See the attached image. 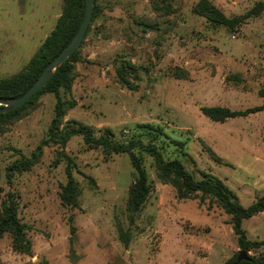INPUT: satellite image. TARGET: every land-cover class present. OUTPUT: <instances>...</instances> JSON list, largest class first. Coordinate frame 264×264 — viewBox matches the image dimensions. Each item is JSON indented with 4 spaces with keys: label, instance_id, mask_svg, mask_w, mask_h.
Wrapping results in <instances>:
<instances>
[{
    "label": "rangeland",
    "instance_id": "obj_1",
    "mask_svg": "<svg viewBox=\"0 0 264 264\" xmlns=\"http://www.w3.org/2000/svg\"><path fill=\"white\" fill-rule=\"evenodd\" d=\"M199 1L97 0L98 13L79 48L71 86L59 90L60 99L74 105L64 111L58 132L78 123L95 136L108 129L124 141L138 125L158 126L166 134V159L180 161L195 180L203 174L220 179L248 207L264 196V109L223 123L200 109L238 111L264 104L258 95L264 11L236 30L214 29L193 11ZM208 1L229 18L264 2ZM62 5V0H0V80L27 65L54 29ZM124 61L137 68L136 91L116 78ZM177 70L187 77L177 79L172 75ZM56 102L53 93L41 94L22 117L0 130V204L7 194L17 196L18 217L31 241V253L21 254L4 236L0 264H224L240 252L230 216L209 198L203 204L197 195L178 199L172 186L158 181L145 154L153 190L130 226L126 207L135 173L126 154L106 156L81 136L71 137L65 148L41 145ZM173 141L184 142V148ZM61 152L75 164L79 205L74 209L60 201L66 184ZM23 158L32 161L31 167L8 178L7 168ZM69 218L76 229L73 260ZM118 225L131 235L128 246L118 239ZM242 227L250 240H264L263 213L244 220Z\"/></svg>",
    "mask_w": 264,
    "mask_h": 264
},
{
    "label": "trees",
    "instance_id": "obj_2",
    "mask_svg": "<svg viewBox=\"0 0 264 264\" xmlns=\"http://www.w3.org/2000/svg\"><path fill=\"white\" fill-rule=\"evenodd\" d=\"M62 11L57 18L56 25L51 33L44 39L38 51L31 57L27 65L16 74L0 80V98H18L22 96L41 75L42 71L60 52L67 46L76 34L85 14V0H62ZM93 14L91 18L95 19L98 13L97 0H93ZM193 11L206 18L209 25L216 29L224 27L230 30L238 29L246 19L258 17L264 11V2H258L246 14L241 17H226L216 6L208 0H200ZM91 22L84 34L83 43L87 33L91 29ZM69 56V58L57 69L45 86L22 106L9 111L0 112V130L8 126L13 121L22 117L32 102L41 94L53 93L57 102L54 110V117L49 125L47 139L42 141L41 145H48L50 142L58 144L65 148L67 142L73 136H81L84 144L89 148H100L106 156L126 154L130 160L135 173L133 184L128 190V201L126 210L129 213V225L132 226L135 216L142 209L148 196L153 190L152 184L148 180V174L144 168L142 154L152 158L156 169V178L164 185L172 186L176 191L178 199H192L194 196L200 197V203L203 204L205 198L213 200L225 214L230 216V224L236 243L241 251L247 253L248 260H243L239 264H264V240H250L246 231L242 227L244 220L263 213L264 214V196L258 198L248 207L241 206L235 199L233 193L218 178L203 174L200 180H195L192 174L185 170L184 165L176 159H166L163 154V138H166L163 130L152 124H141L137 126L136 134L124 141L116 139L113 133L105 129L102 134L95 136L94 131L83 124L73 123L62 127L61 120L64 111L73 107V102H64L59 97V90L69 89L72 82L74 64L80 61L79 48ZM177 79H185L187 73L182 70L172 72ZM116 78L120 85L129 91H136L137 82L140 81L137 68L130 62H122L116 68ZM259 97L264 99V75L263 85L258 91ZM264 109V104L245 110L233 111L224 107H201V113L214 122L223 123L228 119L245 117ZM178 148H184V142L173 141ZM41 151V147L37 148ZM212 156L216 157L210 151ZM61 160L66 163L65 174L66 184L62 187L60 193L61 205L68 208H77V185L73 178V169L75 164L73 160L61 152ZM32 165V161L23 158L19 162L10 165L6 174L8 178L14 172L26 171ZM92 181V180H90ZM1 193V189H0ZM210 206L208 207V209ZM70 221V259H74V250L72 249L76 229ZM118 228V239L124 245L128 246L131 240L129 231L123 230L120 225ZM9 236L11 248L14 252L21 254L31 253V241L27 238V226L22 223L18 217L17 196L7 194L6 198L0 204V239ZM260 251V252H258ZM239 252V253H240ZM249 252H258L257 256H250ZM238 253V254H239ZM238 254L225 262L224 264H236Z\"/></svg>",
    "mask_w": 264,
    "mask_h": 264
},
{
    "label": "water",
    "instance_id": "obj_3",
    "mask_svg": "<svg viewBox=\"0 0 264 264\" xmlns=\"http://www.w3.org/2000/svg\"><path fill=\"white\" fill-rule=\"evenodd\" d=\"M85 4H86V8H85L84 18L76 34L71 39V41L67 44V46L60 52V54L54 60H52L48 65H46L41 75L22 96L18 98H0V112L12 111L22 106L28 100H30L34 94L39 92L45 86V84L49 81V79L53 76V74L57 71V69L80 46L84 34L91 22L93 7H94L93 0H85ZM243 260H248L247 253L245 251H241L238 254L235 263L239 264Z\"/></svg>",
    "mask_w": 264,
    "mask_h": 264
},
{
    "label": "crops",
    "instance_id": "obj_4",
    "mask_svg": "<svg viewBox=\"0 0 264 264\" xmlns=\"http://www.w3.org/2000/svg\"><path fill=\"white\" fill-rule=\"evenodd\" d=\"M258 215H259V214H258ZM255 217H256V216L252 217V219L255 218ZM245 231H246V230H245ZM246 233H248V232L246 231ZM247 237H248V236H247ZM260 241H262V240H260Z\"/></svg>",
    "mask_w": 264,
    "mask_h": 264
}]
</instances>
